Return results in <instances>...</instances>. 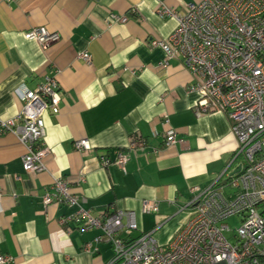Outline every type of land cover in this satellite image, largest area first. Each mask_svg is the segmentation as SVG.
I'll list each match as a JSON object with an SVG mask.
<instances>
[{"label":"crops","instance_id":"crops-1","mask_svg":"<svg viewBox=\"0 0 264 264\" xmlns=\"http://www.w3.org/2000/svg\"><path fill=\"white\" fill-rule=\"evenodd\" d=\"M192 1L199 0H164L177 9ZM157 5V0H0V118L18 113L17 88L32 89L45 75L56 76L62 94L59 111L43 115L50 151L45 170L26 172L23 144L12 132L0 134V254L10 256V264H103L111 256L110 243L94 241L100 229L60 221L75 206L44 207L42 195L55 175L71 180V191L91 214L133 210L137 229L131 235L152 231L166 244L188 218L191 188L238 166L230 120L218 111L198 115L199 95L188 90L194 75L180 57H167L150 44L176 25L156 13ZM110 13L126 20L109 22ZM39 25L57 31L59 40L44 47L23 36ZM82 51L90 54V63L77 58ZM170 128L176 142L167 148ZM135 137L146 144L130 147ZM79 139L91 149L76 150ZM117 149L127 155L124 170L114 163L102 166L99 156L114 158ZM143 200L157 201L158 209L143 213Z\"/></svg>","mask_w":264,"mask_h":264},{"label":"built area","instance_id":"built-area-1","mask_svg":"<svg viewBox=\"0 0 264 264\" xmlns=\"http://www.w3.org/2000/svg\"><path fill=\"white\" fill-rule=\"evenodd\" d=\"M157 4L156 13L174 19L176 25L166 38H153L150 44L160 46L167 57H180L194 75L188 90L199 95L198 115L218 111L230 120L238 170L223 172L204 187L191 188L188 218L166 244L158 243L152 231L131 235L137 229L133 210L91 214L71 191V180L60 174L53 177L42 203L44 207L75 206L61 222L79 221L84 230L100 229L94 241L108 242L112 250L103 264H264V0H199L182 9L164 0ZM110 20L122 22L126 16L110 13ZM23 36L44 47L60 38L57 31L42 25L25 30ZM77 58L91 62L87 51ZM16 94L20 109L12 117L0 118V134L12 132L23 144L21 161L26 172L45 170L44 159L50 151L44 143L43 115L57 113L62 99L56 76L45 75L34 88H17ZM163 121H168L167 115ZM175 142V130L170 128L164 146ZM145 144L142 137L129 141L130 147ZM73 145L76 150L91 149L86 139L75 140ZM126 161L120 149L114 158L99 156L102 166L114 163L122 170ZM226 187L231 191L226 192ZM157 209V201H142L143 213ZM235 216L239 224L231 229L225 220ZM89 247L86 243L83 249ZM10 263V256L0 254V264Z\"/></svg>","mask_w":264,"mask_h":264},{"label":"rangeland","instance_id":"rangeland-1","mask_svg":"<svg viewBox=\"0 0 264 264\" xmlns=\"http://www.w3.org/2000/svg\"><path fill=\"white\" fill-rule=\"evenodd\" d=\"M225 222L229 225V227L231 229H234L235 226H237L239 224L238 217H236V216L226 219Z\"/></svg>","mask_w":264,"mask_h":264},{"label":"water","instance_id":"water-1","mask_svg":"<svg viewBox=\"0 0 264 264\" xmlns=\"http://www.w3.org/2000/svg\"><path fill=\"white\" fill-rule=\"evenodd\" d=\"M239 168V165L231 172V174L235 173Z\"/></svg>","mask_w":264,"mask_h":264},{"label":"bare ground","instance_id":"bare-ground-1","mask_svg":"<svg viewBox=\"0 0 264 264\" xmlns=\"http://www.w3.org/2000/svg\"><path fill=\"white\" fill-rule=\"evenodd\" d=\"M45 169H46V167H45ZM43 171V170H42ZM39 172V171H38Z\"/></svg>","mask_w":264,"mask_h":264}]
</instances>
